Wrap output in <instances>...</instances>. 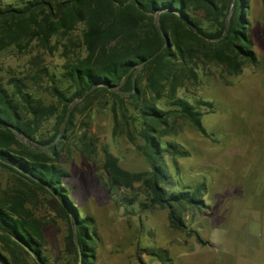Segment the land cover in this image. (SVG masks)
I'll return each mask as SVG.
<instances>
[{"label":"trees","instance_id":"trees-1","mask_svg":"<svg viewBox=\"0 0 264 264\" xmlns=\"http://www.w3.org/2000/svg\"><path fill=\"white\" fill-rule=\"evenodd\" d=\"M231 4L232 0H25L23 5L0 7V50L35 39L45 46L54 36L67 39L61 41L67 57L61 80L68 85L49 86L57 103L33 94L22 79L15 80L13 91L0 82V167L18 183L16 190L6 189L0 195V256L6 264H79L80 260L94 264L95 218L81 211L64 182L71 173L61 162V146L76 127L83 105L90 108L98 97L106 98L102 108L112 110L114 134H126L150 166L130 171L104 148V185L124 190L140 184L146 195L144 208L166 209L170 227L194 236L200 245L213 246L188 219L208 207L203 197L207 184L194 190L174 188L177 182L166 155L176 158L188 151L166 137L180 132V119L208 135L203 106L211 111L213 103H194L181 96L188 81L198 82L211 64L237 75L245 62H257L249 34L250 0H235L230 12ZM80 25L81 41L75 42L72 34ZM162 32L170 39L168 46ZM70 46L80 47L85 56ZM60 132L62 138L53 143ZM79 137L81 152L93 158L99 137L89 121H82ZM38 192L57 203L68 223L62 258L52 257L45 220L35 212ZM122 199L120 203L132 204L137 198L122 195ZM152 255L166 264L171 261L165 249Z\"/></svg>","mask_w":264,"mask_h":264},{"label":"rangeland","instance_id":"rangeland-1","mask_svg":"<svg viewBox=\"0 0 264 264\" xmlns=\"http://www.w3.org/2000/svg\"><path fill=\"white\" fill-rule=\"evenodd\" d=\"M24 1L0 0V7L19 6ZM248 19L257 62H245L237 75H229L220 66L211 64L198 82L188 81L180 90L181 96L194 103H213L211 111L203 106L206 111L203 124L208 135L180 119V132L166 137L188 151V155L176 158L166 155L177 182L174 188L194 190L201 183L207 184L203 197L208 207L188 217L192 219L191 226L202 236L205 219L208 225L220 222L224 226L223 243L214 251L211 264H264V0H250ZM60 37L54 36L50 46L35 39L0 50V82L4 87L13 91L15 80L22 79L31 86L33 94L48 103H57L49 86L68 85L66 80L62 81L67 57L61 43L67 39ZM81 37L82 25L72 34L75 42H80ZM70 49L85 56L80 47ZM105 100L98 97L90 108L84 105L80 108L77 125L61 146V162L71 173L64 182L71 188L81 211L95 218L94 264H166L152 255V251L160 249L167 250L169 264H204V258L209 262L211 251L205 250L194 236L170 227L166 209L143 207L146 195L140 184L124 190L117 186L109 190L104 185L103 179H107L101 168L104 148L114 153L125 169L136 172L150 169L144 154L126 134H114L112 110L101 106ZM130 111L134 114L135 109L130 106ZM83 120L90 122L92 132L99 137L93 158L84 155L78 145ZM59 134L53 143L62 138V132ZM17 188L16 178L0 167V195L6 189L12 192ZM122 195L137 199L132 204H123ZM49 199L38 192L35 212L45 220L52 257L62 258L66 253L68 223L57 203Z\"/></svg>","mask_w":264,"mask_h":264},{"label":"crops","instance_id":"crops-1","mask_svg":"<svg viewBox=\"0 0 264 264\" xmlns=\"http://www.w3.org/2000/svg\"><path fill=\"white\" fill-rule=\"evenodd\" d=\"M209 207H211V206L209 205ZM208 215H205L204 217L207 218ZM219 223L220 222H217V224L213 223V226H212L211 224L210 225L207 224L206 219L204 220L203 238L206 240H210L211 243L213 244V246H210V245L209 246L208 245L203 246L205 250L209 249L212 253V256H211L209 262H207L206 258H204V260H205V262H203L204 264H211V262L213 261V258L215 257L214 251L221 246V243H223V236L221 234H222V230H223L222 228L224 226L221 225V223L220 224ZM256 231H258V230H254L253 232L256 233ZM240 261L243 263L242 258Z\"/></svg>","mask_w":264,"mask_h":264},{"label":"water","instance_id":"water-1","mask_svg":"<svg viewBox=\"0 0 264 264\" xmlns=\"http://www.w3.org/2000/svg\"><path fill=\"white\" fill-rule=\"evenodd\" d=\"M234 3H235V0H232V4H231V8H230V12H231L232 9H233ZM225 33H226V31L224 32V34H225ZM162 34H163V36H164L165 39H166V46H168L169 43H170V39H169L168 35H166L164 32H162ZM224 34L221 35L220 37L210 38V39H211V40H218V39L222 38V37L224 36ZM152 57H153V56H152ZM152 57L149 58V60L152 59ZM11 128H12V127H11ZM15 133H16L18 136H20V138H21L22 140H25L27 143H30V140L25 139L24 135H22V134L20 135L19 132H18L17 130H15ZM59 136H60V134L58 135V137H59ZM26 248H27V250H29L30 254H32L33 256H35L34 251H33L30 247H26ZM0 262H2V264H6L5 261H4V259H3L1 256H0ZM79 264H82V260H80Z\"/></svg>","mask_w":264,"mask_h":264}]
</instances>
